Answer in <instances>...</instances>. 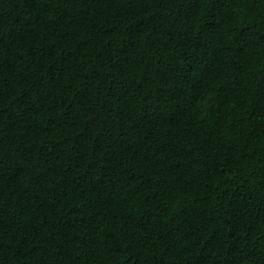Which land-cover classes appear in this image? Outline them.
Masks as SVG:
<instances>
[{
	"label": "trees",
	"instance_id": "obj_1",
	"mask_svg": "<svg viewBox=\"0 0 264 264\" xmlns=\"http://www.w3.org/2000/svg\"><path fill=\"white\" fill-rule=\"evenodd\" d=\"M0 264H264V0H0Z\"/></svg>",
	"mask_w": 264,
	"mask_h": 264
}]
</instances>
